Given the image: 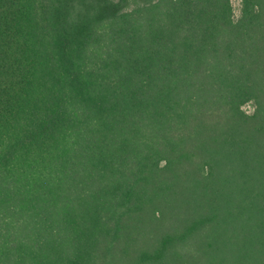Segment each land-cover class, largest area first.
<instances>
[{
    "label": "trees",
    "instance_id": "16d2710c",
    "mask_svg": "<svg viewBox=\"0 0 264 264\" xmlns=\"http://www.w3.org/2000/svg\"><path fill=\"white\" fill-rule=\"evenodd\" d=\"M0 264H264V0H0Z\"/></svg>",
    "mask_w": 264,
    "mask_h": 264
},
{
    "label": "rangeland",
    "instance_id": "374dc122",
    "mask_svg": "<svg viewBox=\"0 0 264 264\" xmlns=\"http://www.w3.org/2000/svg\"><path fill=\"white\" fill-rule=\"evenodd\" d=\"M231 5L233 7V13L234 16L237 17L240 10V0H231ZM243 110H245L247 113H250L253 111V105L252 102H247L242 106Z\"/></svg>",
    "mask_w": 264,
    "mask_h": 264
}]
</instances>
